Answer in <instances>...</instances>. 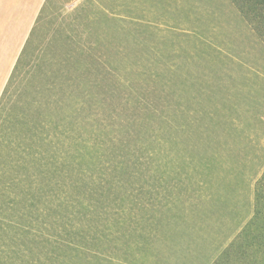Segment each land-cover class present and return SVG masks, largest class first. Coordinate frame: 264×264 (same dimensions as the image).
<instances>
[{
  "label": "rangeland",
  "instance_id": "rangeland-1",
  "mask_svg": "<svg viewBox=\"0 0 264 264\" xmlns=\"http://www.w3.org/2000/svg\"><path fill=\"white\" fill-rule=\"evenodd\" d=\"M257 211L264 4L47 0L0 103V264L259 262Z\"/></svg>",
  "mask_w": 264,
  "mask_h": 264
},
{
  "label": "crops",
  "instance_id": "crops-1",
  "mask_svg": "<svg viewBox=\"0 0 264 264\" xmlns=\"http://www.w3.org/2000/svg\"><path fill=\"white\" fill-rule=\"evenodd\" d=\"M46 2L47 0H0V99ZM156 257L154 255L150 261L152 264ZM143 258L140 256L142 262ZM91 261L94 264H110L103 255L87 253L83 264H91ZM157 264L162 263L157 260Z\"/></svg>",
  "mask_w": 264,
  "mask_h": 264
},
{
  "label": "trees",
  "instance_id": "trees-1",
  "mask_svg": "<svg viewBox=\"0 0 264 264\" xmlns=\"http://www.w3.org/2000/svg\"><path fill=\"white\" fill-rule=\"evenodd\" d=\"M260 1L264 4V0H260ZM7 85H8V83H7ZM7 85H6V87H7ZM6 87H5V89H6ZM5 89H4L3 94L1 96L0 103H1V100L4 96ZM84 148H86V150H88L86 146H84ZM88 154H90V153H88ZM79 155H80V153L76 157H79ZM186 167L191 168V169H198V168L204 167V165L202 164V166H201L200 163L187 162ZM152 173H154V172H152ZM193 176H194V174L188 173L185 176V180H187L188 182H191ZM155 178H157V177H155L153 175L150 176V180H155ZM133 184L134 183H132V185ZM152 190H154V189L152 188ZM154 193H155V190L154 191H151V190L147 191V193H145L144 199H138L136 197H130V199H129L130 202L128 203V206L126 204L125 205L127 206L128 210L131 213L130 212L124 213V210H122L120 208L119 212L122 214H120V213L112 214V217H111L112 222L111 223H112L113 228L118 230V231L120 230L119 233L120 234L122 233V235H123L124 231L128 232V233L136 232L135 230L137 229V226L140 225V223H139L140 218L142 216H145V209H146L145 206H143V207L141 206L140 202L145 200L148 203H151V201L153 200L152 197H153ZM163 198L167 201V196H163ZM122 199L123 198H120V200H121L120 202L124 203V201H122ZM166 201H165V203H166ZM134 208H135V210H133ZM255 215L257 216L256 217L257 222L255 221L253 224L249 225V227L246 230L256 229V231L258 230V233H260L259 236L257 237V240H258L257 248L252 249V253L256 254L257 252L261 251V253L263 254V258H261L259 260V262H257V260L255 259V256L252 255L250 252H249L250 254H246L247 253V250H246V252L243 251V258L245 259L246 262L242 263V264H246V263H248V264H264V215H261V211H257V213ZM122 229H123V231H122ZM246 230L243 232L242 237L244 236L247 243H249L248 241H250L251 242L250 244H252V242L254 240L253 234H250V232L249 233L246 232ZM79 234H81V233H79ZM79 234H75V235H79ZM94 235H95V233H92V232H83L82 236H81L82 237L81 240L83 241V243L89 244L91 242V241H89L90 240L89 238L93 237ZM77 237H79V236H77ZM230 247H232V245H229L223 252H221L220 255L216 258V260L212 264H228L224 260H225V257L229 256L230 250H232ZM221 261H222V263H220Z\"/></svg>",
  "mask_w": 264,
  "mask_h": 264
}]
</instances>
